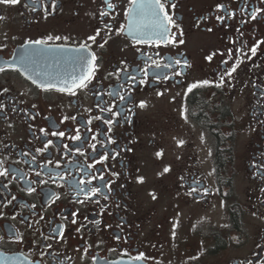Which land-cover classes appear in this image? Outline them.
<instances>
[{
    "label": "flooded vegetation",
    "instance_id": "af4514ba",
    "mask_svg": "<svg viewBox=\"0 0 264 264\" xmlns=\"http://www.w3.org/2000/svg\"><path fill=\"white\" fill-rule=\"evenodd\" d=\"M109 2L0 4V264H264V0H162L178 27L150 41L126 27L131 0ZM91 54L88 87L58 91Z\"/></svg>",
    "mask_w": 264,
    "mask_h": 264
},
{
    "label": "snow or ice",
    "instance_id": "6c2138e0",
    "mask_svg": "<svg viewBox=\"0 0 264 264\" xmlns=\"http://www.w3.org/2000/svg\"><path fill=\"white\" fill-rule=\"evenodd\" d=\"M35 2V0H34ZM107 7L108 8H113L114 5L112 3L109 2V0H105ZM19 3V0H0V4H5V5H15ZM131 3L133 5L132 8H130L128 10V12L126 13V16H128L129 18V24L126 26L129 29V32L132 33H136L138 34L140 37H147L148 41H150L153 38H159L160 40H167L168 39V33H169V27L168 25H173L178 27L177 25H175V21L173 20L172 16H170L168 14V12L165 10V4L162 2V0H131ZM25 7H28L27 4L24 5ZM57 6V0H52V10L54 11L56 9ZM172 7L175 8L176 5L172 4ZM223 5H217V8H223ZM35 9H33L34 11ZM262 11H264V9H255L254 11H252L250 18L252 20H256L258 14H260ZM106 15V13L102 12L101 16ZM234 15V13H227V16L230 18ZM0 19H2V17H0ZM218 20L223 21L225 19V16H217ZM105 27L107 28L108 25H105ZM125 30V26H121V28L119 29L120 32H123ZM211 30V29H209ZM182 34V33H181ZM100 35V31L97 30L96 34L93 36H89L88 39L96 42V37ZM53 37L49 36L47 38V40H42V39H38V40H29L26 41L25 43L28 45H42V44H47L48 40H52ZM55 39L59 40L60 37L57 36L55 37ZM141 42H146L143 41L142 39H138L137 43H141ZM104 43H107V40L104 41ZM180 43H183V40H180ZM261 43H264V41H257L251 48H250V52H251V56H256L257 54V49L260 46ZM101 47H103V44L101 45ZM88 48L87 44H82L80 45L79 51H86ZM27 55V53L22 54L21 59H24V57ZM229 55H231V53H229ZM250 58V57H249ZM81 61V67L82 68H86V71L82 72V74H80L79 76H71L70 80H64V87H60L57 90L60 92H69L72 95H75L74 89H84L88 87V84L91 83L92 79L95 76L96 70L98 68V64L96 63L97 61V57L95 54H91V56H81L80 58ZM149 60H151V57L148 58ZM206 59H208L209 61L212 60V56H208ZM175 63L180 64V61L177 60L175 61ZM224 63H227V61H225ZM242 63V61H241ZM153 64L159 68L161 67V65L156 64L155 61H153ZM185 66H187V61L184 62ZM164 67H170V65H164ZM239 67V64H235L231 67V69H226L225 72L223 74L220 75V80L219 82H217L215 84L216 87H222L225 83V76H227L229 79L232 78L233 73H235L237 71V68ZM3 68H0V71H3ZM121 70H117V72L119 73ZM126 71V70H125ZM144 72V76L148 75L147 69L143 70ZM181 73H176V75H180ZM111 75V74H110ZM168 77L165 76L164 79H167ZM132 80H135L136 77L132 76L131 77ZM157 80L160 79L159 76L156 77ZM33 83H36L35 80H33ZM140 83H144V80H141ZM211 82L208 80H204V81H200L198 83L192 84L188 87L187 91L191 92L193 88H196L198 86L201 85H209ZM41 87L44 90H51L53 88H56V85L53 83H43L41 85ZM5 92L8 91V89H4ZM112 93H109V95H111ZM160 94V93H158ZM117 95H119V93H117ZM119 99L121 101H123L125 99V97L123 95H119ZM141 108L145 107L146 105L144 104V102H140L139 105ZM33 107H35V105H33ZM4 108V104L0 103V110H3ZM102 112H109L111 114V116H120L119 112H113L111 108H101ZM186 118V117H185ZM65 120L68 119V117L64 118ZM72 119H75V117H72ZM95 119L100 120L102 119L101 117H96ZM124 119H126L129 123L131 122L130 117L127 116V114H125ZM103 122L106 125H109L107 131L110 133L112 131V125L115 123V121L111 118L108 119H104ZM88 123H91V120L88 121ZM41 132H45L44 129H41ZM45 134H47L45 132ZM53 136H59V137H64L65 133L64 132H55L53 131L51 133ZM72 140H76L79 141L81 139L79 130L77 129V133L75 136L71 137ZM93 140H96V136L92 137ZM107 143L108 144H112L115 143V140L111 137L108 136L107 137ZM180 145H182L184 142L183 141H179L178 142ZM52 141L49 140L47 141V145H51ZM65 147H67V145H65ZM93 149H95V144L92 145ZM130 150V149H129ZM77 151H79V149H77ZM157 155H160V153H157ZM107 155H105L103 157V159H107ZM170 169L165 168L164 171L168 172ZM7 174V170L4 171H0V176H4ZM100 180H103L104 177L101 175L99 177ZM139 182H143V178H138ZM89 183H91V181H89ZM102 187H109L108 185H102V186H97V187H92L89 189V191L91 192V194L93 196L98 195L101 193L102 191ZM83 189H81L82 191ZM196 189H192V191H195ZM29 191H33L32 189H29ZM205 193L207 192V189L204 190ZM155 195H153V199H155ZM15 199V198H13ZM105 199H107V196H105ZM77 215V213H72V216L75 217ZM72 223L75 224L76 220L73 219ZM96 223L98 224L99 221H96ZM175 227V226H174ZM76 231H80L79 228L76 229ZM63 233L61 232V237H62ZM173 237H175V231H173L172 233ZM117 239H119V237H117ZM50 247V246H49ZM85 252H87V248L85 249ZM95 261V257L93 258ZM134 259L136 260H142L144 259V254L140 253L138 256H136Z\"/></svg>",
    "mask_w": 264,
    "mask_h": 264
}]
</instances>
